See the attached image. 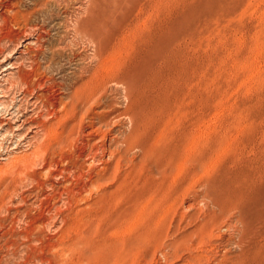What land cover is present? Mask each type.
I'll return each instance as SVG.
<instances>
[{"label": "rangeland", "instance_id": "rangeland-1", "mask_svg": "<svg viewBox=\"0 0 264 264\" xmlns=\"http://www.w3.org/2000/svg\"><path fill=\"white\" fill-rule=\"evenodd\" d=\"M0 146V264H264V0H0Z\"/></svg>", "mask_w": 264, "mask_h": 264}, {"label": "bare ground", "instance_id": "bare-ground-1", "mask_svg": "<svg viewBox=\"0 0 264 264\" xmlns=\"http://www.w3.org/2000/svg\"><path fill=\"white\" fill-rule=\"evenodd\" d=\"M64 1V0H63ZM67 1V0H66ZM14 2V1H13ZM63 4V3H62ZM2 7V6H1ZM63 7V6H62ZM36 8V7H35ZM10 10V9H9ZM59 13H61V12H59ZM67 14V13H66ZM106 17H108V16H106ZM105 17V18H106ZM63 18V17H62ZM111 18H113V17H111ZM111 18H109L108 17V19L106 18V20H110ZM18 19V18H17ZM47 19V18H46ZM92 19V18H91ZM104 21H106L105 19H103ZM103 20H99V19H97L94 23H91V24H87V26L85 25L84 26V28H83V32L85 33V34H88V35H90V36H92V37H95L94 39L96 40V41H98L97 42V45L98 44H100V43H103L102 41H103V39L106 37L107 38V36L109 37V35H107V36H105V37H103L104 36V34H102V32L104 31V30H106V29H108V27L106 26V23H104V21ZM112 20V19H111ZM114 20V19H113ZM119 20V19H118ZM17 22V21H16ZM41 22V21H40ZM43 22V21H42ZM49 22V21H48ZM92 22V21H91ZM86 24V23H85ZM164 26V25H163ZM110 27H112V26H110ZM109 27V28H110ZM114 27V26H113ZM14 28H16V27H14ZM112 29V28H111ZM110 29V30H111ZM113 30V32H114V29H112ZM112 30L110 31V32H112ZM20 31V30H19ZM81 31V30H80ZM89 31V32H88ZM107 31H109V30H107ZM72 33V32H71ZM110 34H112V33H110ZM52 36V35H51ZM59 38V37H58ZM9 39V38H8ZM111 39V38H110ZM107 42V41H106ZM105 42V43H106ZM165 42H167V43H169V41H165ZM164 42V43H165ZM96 43V42H95ZM104 43V44H105ZM163 43V44H164ZM167 43H166V45L164 44V46H166V48H167ZM54 44V43H53ZM103 44V45H104ZM163 44H160V45H162L163 46ZM52 45V44H51ZM71 46V45H70ZM101 46V45H100ZM154 48H157L158 46H153ZM168 47H169V45H168ZM141 48V47H140ZM153 48V49H154ZM163 48V47H162ZM162 48H161V46H160V48H159V50H162ZM81 49V48H80ZM97 51V50H96ZM153 51H158V49L156 50V49H154V50H152V52ZM98 52V51H97ZM96 52V53H97ZM99 52H101V51H99ZM149 52H151V49H150V51ZM148 52V53H149ZM152 52H151V54H152ZM167 52V51H166ZM165 52V53H166ZM106 53V52H105ZM167 53H169V51L167 52ZM99 54V53H98ZM98 54H96L97 56H98ZM151 54H149V57L147 56V59H144L143 61H141V63H140V65H139V67L137 68V69H134L133 71H132V73H133V75H132V77H130L131 79L130 80H132V79H134L133 77H136L137 76V78L139 79L140 77L138 76V75H141V74H143V73H145V72H147L148 70H149V68H150V65L152 66L153 64H151V63H153V59H155V58H153L155 55L154 54H156L155 52H153V56H150ZM161 54V53H160ZM33 55V54H32ZM165 55V54H164ZM163 55V56H164ZM95 56V55H94ZM97 56H95V57H97ZM166 56H168V54L166 55ZM71 57V56H70ZM146 58V57H145ZM153 58V59H152ZM153 60V61H152ZM49 63V62H48ZM59 63V62H58ZM66 63V62H65ZM55 64V63H54ZM154 64H155V62H154ZM39 65V64H38ZM41 65V64H40ZM59 65V64H58ZM174 65V64H173ZM136 66H137V64H136ZM79 67V66H78ZM87 68V67H86ZM86 68H84L83 70H87ZM82 68H80V70H81ZM62 70V69H61ZM163 71V70H162ZM57 72V71H56ZM87 72H90V70H88ZM68 73V72H67ZM81 73V72H80ZM82 73H84V72H82ZM51 75V74H50ZM83 75V74H82ZM82 75H79L80 77L82 76ZM41 76V75H40ZM142 76H144V75H142ZM83 77V76H82ZM60 78V77H59ZM142 78V77H141ZM63 79V78H62ZM65 79V78H64ZM82 79V78H81ZM85 79V78H84ZM84 79H82V80H84ZM138 79H137V81H138ZM71 80V79H70ZM140 80V79H139ZM86 81V80H85ZM89 81H91V79L89 80ZM137 81H135V80H133V83H135V82H137ZM66 82V81H65ZM71 82V81H70ZM27 83V82H26ZM59 83V82H58ZM133 83H131V84H133ZM162 83V82H161ZM64 84V83H63ZM66 84V83H65ZM85 84V83H84ZM90 84V83H89ZM137 84H138V82H137ZM15 85V84H14ZM134 85H136V84H134ZM13 86V85H12ZM91 86V85H90ZM66 87V86H65ZM85 87V86H84ZM88 90V89H87ZM64 91V90H63ZM73 91V90H72ZM92 91H93V89H92ZM87 92L88 91H86V94H87ZM89 92H90V89H89ZM88 92V93H89ZM156 92V91H155ZM53 93V92H52ZM93 93H91V95H92ZM98 94V93H97ZM96 94V95H97ZM90 95V93L88 94V96ZM99 95V94H98ZM97 95V96H98ZM87 96V95H86ZM93 96V95H92ZM91 96V97H92ZM96 97V96H95ZM88 98V97H87ZM93 98V97H92ZM84 99H85V97H84ZM83 99V100H84ZM86 100V99H85ZM90 100V99H89ZM95 100V99H94ZM94 100H92V101H94ZM126 100V99H125ZM87 101V100H86ZM90 102V101H89ZM83 103V102H82ZM92 103V102H91ZM104 103V102H103ZM83 104H85L86 105V102L85 103H83ZM101 104H102V102H101ZM100 104V105H101ZM62 106V105H61ZM60 106V107H61ZM80 106H82V105H80ZM88 106V105H87ZM91 106V105H90ZM58 107V106H57ZM83 107H85V106H83ZM94 107V106H93ZM99 107H101V106H99ZM95 108V107H94ZM98 108V107H97ZM96 108V109H97ZM93 111H94V109H93ZM99 113V112H98ZM59 114V113H58ZM114 114V113H113ZM53 115V114H52ZM59 117V116H58ZM86 117V116H85ZM126 117V116H125ZM49 118V117H48ZM97 122V121H96ZM86 123V122H85ZM103 123V122H102ZM52 124V123H51ZM96 124V123H95ZM94 126V125H93ZM96 126V125H95ZM54 127V126H53ZM92 127V126H91ZM95 128V127H94ZM89 132V131H88ZM92 132V131H91ZM45 134V133H44ZM89 134V133H88ZM88 136V135H87ZM61 137V136H60ZM59 137V138H60ZM92 138V137H91ZM81 140V139H80ZM93 141V140H92ZM95 141H97V140H95ZM50 142V141H49ZM16 143V142H15ZM19 146V145H18ZM1 147V146H0ZM37 147H38V145H37ZM109 149V148H108ZM33 150V149H32ZM30 151V150H29ZM40 151V150H39ZM43 152V151H42ZM74 152V151H73ZM39 153V152H38ZM34 154V153H33ZM29 156V155H28ZM37 155L36 156H34L33 158H32V160H30V162H31V164H33L34 165V163L36 162V160H37ZM3 158V157H2ZM28 159V158H27ZM87 159V158H86ZM110 161V160H109ZM18 163V162H17ZM25 163V162H24ZM42 164V163H41ZM16 166V165H15ZM72 166V165H71ZM87 166V165H86ZM183 166V165H182ZM11 167H13V170H14V165L13 166H11ZM10 167V168H11ZM9 168V169H10ZM11 170V169H10ZM12 170V171H13ZM57 170V169H56ZM11 171V172H12ZM59 173V172H58ZM45 174V173H44ZM49 174V173H48ZM5 175V174H4ZM27 176V175H26ZM44 177V176H43ZM52 177V176H51ZM105 178V177H104ZM44 179V178H43ZM101 181V180H100ZM70 182V181H69ZM11 184V183H10ZM52 185V184H51ZM58 186V185H57ZM75 188H77V187H75ZM8 189V188H7ZM1 190V189H0ZM76 190V189H75ZM47 194V193H46ZM50 196V195H49ZM85 201V200H84ZM210 202V201H209ZM85 205V204H84ZM217 209V208H216ZM30 216V215H29ZM10 218V217H9ZM237 222V221H236ZM234 225V224H233ZM236 225V224H235ZM1 233V232H0ZM234 233V232H233ZM233 236V235H232ZM228 238V237H227ZM228 242V241H227ZM230 244V243H229ZM232 246V245H231Z\"/></svg>", "mask_w": 264, "mask_h": 264}]
</instances>
